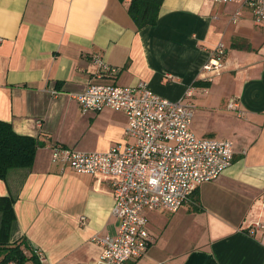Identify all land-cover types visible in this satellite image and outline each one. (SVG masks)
I'll list each match as a JSON object with an SVG mask.
<instances>
[{
  "label": "crops",
  "instance_id": "obj_1",
  "mask_svg": "<svg viewBox=\"0 0 264 264\" xmlns=\"http://www.w3.org/2000/svg\"><path fill=\"white\" fill-rule=\"evenodd\" d=\"M128 5L0 0V121L38 142L31 169L0 180V197L15 200L10 243L20 244L22 264L98 259L94 239L115 236L119 227L110 179L53 164L48 147L102 153L131 142L122 113L83 114L74 96L90 82H143L173 102L190 91L193 134L232 141L234 156L177 212L145 211L150 244L124 264H264V235L247 230L264 222V26L253 23L244 0H163L157 24L139 31ZM219 45L222 68L204 87L202 69ZM95 57L115 72L99 68Z\"/></svg>",
  "mask_w": 264,
  "mask_h": 264
},
{
  "label": "built area",
  "instance_id": "obj_2",
  "mask_svg": "<svg viewBox=\"0 0 264 264\" xmlns=\"http://www.w3.org/2000/svg\"><path fill=\"white\" fill-rule=\"evenodd\" d=\"M244 4L253 23L264 26V0H244ZM224 55L223 45L213 50L202 69L205 81L211 83L213 76L219 75ZM93 63L108 74L115 72L99 57ZM192 98L188 91L183 100L173 102L153 93L143 82L130 87L90 82L83 93L74 96L83 114L103 110L122 113L127 120L125 135L132 140L102 153L81 152L59 144L48 147L53 164L78 174L110 179L112 214L119 219L117 234L96 237L94 241L100 246L98 259L78 264H124L141 257L151 241L144 212H177L196 186L215 180L232 165V141L202 139L193 134L196 108ZM230 107L234 108V104ZM247 230L250 235H264V222L251 223ZM36 255L45 261L40 251Z\"/></svg>",
  "mask_w": 264,
  "mask_h": 264
},
{
  "label": "trees",
  "instance_id": "obj_3",
  "mask_svg": "<svg viewBox=\"0 0 264 264\" xmlns=\"http://www.w3.org/2000/svg\"><path fill=\"white\" fill-rule=\"evenodd\" d=\"M123 1V0H119ZM163 0H129L128 14L137 30L154 27ZM204 83V87L209 85ZM38 147L36 139L16 134L11 125L0 121V180L6 182L12 170H30ZM14 198L0 197V264H22L20 244L10 243L15 224Z\"/></svg>",
  "mask_w": 264,
  "mask_h": 264
},
{
  "label": "rangeland",
  "instance_id": "obj_4",
  "mask_svg": "<svg viewBox=\"0 0 264 264\" xmlns=\"http://www.w3.org/2000/svg\"><path fill=\"white\" fill-rule=\"evenodd\" d=\"M215 76H213V78H214ZM193 101H194V98L192 99ZM195 103V102H194ZM196 105V104H195ZM198 107V106H197ZM198 109V108H197Z\"/></svg>",
  "mask_w": 264,
  "mask_h": 264
}]
</instances>
